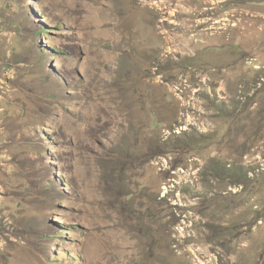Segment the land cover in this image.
I'll return each instance as SVG.
<instances>
[{"label": "rangeland", "instance_id": "374dc122", "mask_svg": "<svg viewBox=\"0 0 264 264\" xmlns=\"http://www.w3.org/2000/svg\"><path fill=\"white\" fill-rule=\"evenodd\" d=\"M0 264H264V0H0Z\"/></svg>", "mask_w": 264, "mask_h": 264}, {"label": "bare ground", "instance_id": "6f19581e", "mask_svg": "<svg viewBox=\"0 0 264 264\" xmlns=\"http://www.w3.org/2000/svg\"><path fill=\"white\" fill-rule=\"evenodd\" d=\"M181 1V0H180ZM204 4V3H203ZM154 5V4H153ZM180 6V5H179ZM163 187H165V186H163Z\"/></svg>", "mask_w": 264, "mask_h": 264}]
</instances>
